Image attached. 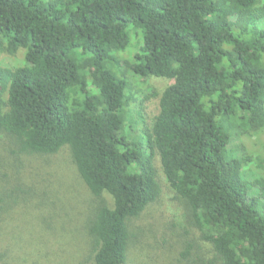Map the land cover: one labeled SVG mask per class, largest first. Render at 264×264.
<instances>
[{"label": "trees", "instance_id": "obj_1", "mask_svg": "<svg viewBox=\"0 0 264 264\" xmlns=\"http://www.w3.org/2000/svg\"><path fill=\"white\" fill-rule=\"evenodd\" d=\"M21 52L23 65L0 64V264L48 256L14 250L5 224L24 210L41 233L81 232L76 264L131 263L161 173L184 214L179 263L264 264V175L250 155L264 151V0H0V56ZM66 150L83 198L68 170L41 174L48 186L24 174L26 158ZM58 184L85 208L77 220L59 211Z\"/></svg>", "mask_w": 264, "mask_h": 264}, {"label": "rangeland", "instance_id": "obj_2", "mask_svg": "<svg viewBox=\"0 0 264 264\" xmlns=\"http://www.w3.org/2000/svg\"><path fill=\"white\" fill-rule=\"evenodd\" d=\"M23 55L22 52L16 58L2 55L0 56V64L10 68L19 67L23 65ZM149 83L153 88L163 90L173 82L152 78ZM158 104L157 99L147 101L145 103V113L149 117L155 116L159 110ZM260 139L261 143L264 144V135L260 136ZM235 144H237L236 140L233 141L232 147ZM248 148L251 149L250 146H248ZM250 155L253 161H255L252 163L253 165H251V168L257 167L256 161L261 157V161H258V164L261 166L259 171L264 175V151H262V148L259 156H256L257 154ZM43 161L44 163H42ZM43 161L35 157L25 159L24 174L27 177L28 183L38 181L39 184H47L48 186L51 184L46 181L48 177L41 178V174L44 176L53 175L55 180L63 176L64 173V179H66L67 173L65 174L64 171L68 170L72 178H70L68 182L77 186L74 193L71 191L72 196L75 197L76 195L78 198L84 197L83 193H86L85 187L79 182L74 169L71 167L69 170L71 163L67 150L51 158L46 157ZM41 164L43 167L40 166ZM36 168H43V170H40L39 173L36 174ZM160 181L162 185V196L159 202L148 208L139 219L134 221V227L138 229L137 239L139 241H137V245H134L135 252L132 254V261L129 264H134L133 261H135L136 264H153V261L155 264H181L178 262L177 256V252L181 250L178 242L179 236L177 235L182 233V230L177 225H179L178 222L183 220V210L179 202L174 200L173 193L163 173L160 175ZM53 189L55 190V193H53L59 198V200H57L58 208L60 212H63V216L69 213V211H74L75 214L73 217L75 216L77 220V214H79L80 211H82L80 212L82 215L86 212V210H84L85 208H79V212L76 208L73 209V202H75L74 198L70 196V192L63 190L62 187L60 188L59 184L57 186L54 185ZM79 193L82 194H80V197ZM108 199L110 198L108 197ZM24 211H21L20 215L19 212L18 214L14 213V221L10 222L7 220L5 224L7 235L14 244V250L17 247L16 250L20 252L21 258L27 255V258H23V260L25 259L27 262H31L35 259L36 255L40 256V252L42 251L44 254L48 253V256L41 259V264H53L59 257L65 259L70 257L71 264H76V262L79 261V259H77L78 257L80 261L83 260V255L80 256V254L84 251V248L79 244L81 232L77 228L74 229V226L65 224L61 226V230H57L53 227L51 235L48 234L50 231L49 229H47V231L45 230V233H41L43 228L39 217L35 214H29L30 211ZM78 221H80V218ZM60 233H62V235ZM40 236H43L45 239H41ZM192 236L197 240L199 234L196 233L195 230H192ZM31 255L33 256L32 258H30Z\"/></svg>", "mask_w": 264, "mask_h": 264}]
</instances>
